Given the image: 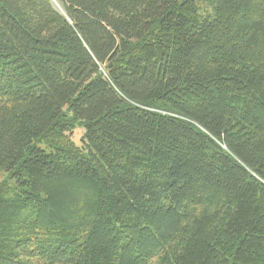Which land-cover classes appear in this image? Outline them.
I'll use <instances>...</instances> for the list:
<instances>
[{"label":"trees","instance_id":"obj_1","mask_svg":"<svg viewBox=\"0 0 264 264\" xmlns=\"http://www.w3.org/2000/svg\"><path fill=\"white\" fill-rule=\"evenodd\" d=\"M0 174V264H264V0H0Z\"/></svg>","mask_w":264,"mask_h":264},{"label":"rangeland","instance_id":"obj_2","mask_svg":"<svg viewBox=\"0 0 264 264\" xmlns=\"http://www.w3.org/2000/svg\"><path fill=\"white\" fill-rule=\"evenodd\" d=\"M83 134V130L78 128V129H75L72 133V141L76 144V145H79L80 144V138ZM2 175L0 174V181L2 180Z\"/></svg>","mask_w":264,"mask_h":264},{"label":"water","instance_id":"obj_3","mask_svg":"<svg viewBox=\"0 0 264 264\" xmlns=\"http://www.w3.org/2000/svg\"><path fill=\"white\" fill-rule=\"evenodd\" d=\"M54 6H55L56 10H58L60 13H62V10L59 8V6L56 3H54Z\"/></svg>","mask_w":264,"mask_h":264}]
</instances>
